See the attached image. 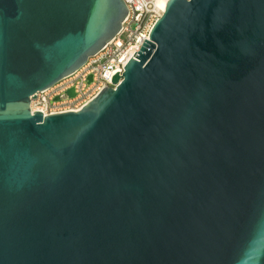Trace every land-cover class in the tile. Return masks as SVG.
I'll return each instance as SVG.
<instances>
[{"label": "water", "instance_id": "95a60500", "mask_svg": "<svg viewBox=\"0 0 264 264\" xmlns=\"http://www.w3.org/2000/svg\"><path fill=\"white\" fill-rule=\"evenodd\" d=\"M128 12L0 0V264H264V0H168L115 87L32 110Z\"/></svg>", "mask_w": 264, "mask_h": 264}, {"label": "built area", "instance_id": "2783aa9c", "mask_svg": "<svg viewBox=\"0 0 264 264\" xmlns=\"http://www.w3.org/2000/svg\"><path fill=\"white\" fill-rule=\"evenodd\" d=\"M128 14L120 32L109 41L97 54L88 58L77 71L64 77L52 87L38 91L31 101L33 111L41 110L44 114L78 110L91 100L105 86L115 87L112 76L119 71L123 75L126 64L136 51L142 47L145 38L150 39V32L155 21L164 12L158 7V0H125ZM92 75L91 82L88 81ZM74 88L75 95L67 92ZM59 96L58 100L55 98Z\"/></svg>", "mask_w": 264, "mask_h": 264}, {"label": "bare ground", "instance_id": "6f19581e", "mask_svg": "<svg viewBox=\"0 0 264 264\" xmlns=\"http://www.w3.org/2000/svg\"><path fill=\"white\" fill-rule=\"evenodd\" d=\"M168 0H158V7L160 10H165Z\"/></svg>", "mask_w": 264, "mask_h": 264}]
</instances>
